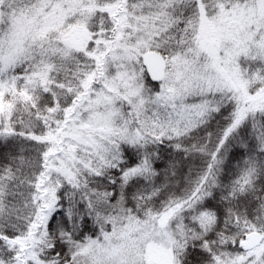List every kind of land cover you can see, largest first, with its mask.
<instances>
[{
    "label": "snow or ice",
    "instance_id": "1",
    "mask_svg": "<svg viewBox=\"0 0 264 264\" xmlns=\"http://www.w3.org/2000/svg\"><path fill=\"white\" fill-rule=\"evenodd\" d=\"M0 264H264V0H0Z\"/></svg>",
    "mask_w": 264,
    "mask_h": 264
}]
</instances>
